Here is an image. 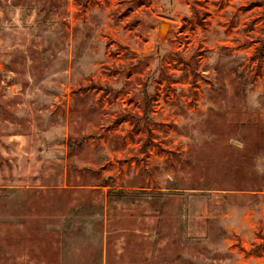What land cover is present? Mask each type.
<instances>
[{"label": "rangeland", "instance_id": "374dc122", "mask_svg": "<svg viewBox=\"0 0 264 264\" xmlns=\"http://www.w3.org/2000/svg\"><path fill=\"white\" fill-rule=\"evenodd\" d=\"M0 264H264V0H0Z\"/></svg>", "mask_w": 264, "mask_h": 264}]
</instances>
